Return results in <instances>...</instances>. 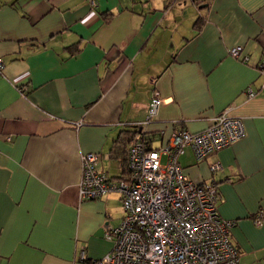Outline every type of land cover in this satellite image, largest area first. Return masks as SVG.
I'll return each instance as SVG.
<instances>
[{
  "label": "crops",
  "instance_id": "obj_1",
  "mask_svg": "<svg viewBox=\"0 0 264 264\" xmlns=\"http://www.w3.org/2000/svg\"><path fill=\"white\" fill-rule=\"evenodd\" d=\"M0 56V264L100 260L121 199H79L81 155L126 177L134 130L158 146L225 108L244 134L200 160L187 146L178 160L215 182L239 264H264V0H0ZM154 89L162 103L145 122Z\"/></svg>",
  "mask_w": 264,
  "mask_h": 264
},
{
  "label": "built area",
  "instance_id": "obj_2",
  "mask_svg": "<svg viewBox=\"0 0 264 264\" xmlns=\"http://www.w3.org/2000/svg\"><path fill=\"white\" fill-rule=\"evenodd\" d=\"M96 0H89L90 5ZM240 45L229 48L238 56ZM246 59V57H244ZM4 62L0 56V71ZM264 85V60L258 64ZM247 96L255 91L248 87ZM162 97L154 89L145 122L157 113ZM163 131L158 134L162 135ZM244 134L239 117L227 108L208 120L199 132H172L165 144L152 145L155 136H138L127 150V176L111 179L96 167L97 153L81 155L80 200L97 198L109 191L120 194L122 217L105 231L110 250L98 264H239V251L230 240L234 220L222 218L216 209L221 195L212 179L196 181L181 167L178 156L188 146L200 160L228 146ZM219 162L209 165L211 172ZM259 211L255 224H260Z\"/></svg>",
  "mask_w": 264,
  "mask_h": 264
},
{
  "label": "trees",
  "instance_id": "obj_3",
  "mask_svg": "<svg viewBox=\"0 0 264 264\" xmlns=\"http://www.w3.org/2000/svg\"><path fill=\"white\" fill-rule=\"evenodd\" d=\"M194 26L197 27V28L200 27V22H199L198 19L195 21ZM70 48H71V46H70ZM125 131H126V130H125ZM127 132H130V131H127ZM134 132H135V133L132 134V136L129 137V140H128V142H127L128 145H129L132 141H134L138 136L146 135L145 133H142L141 131H140V134L136 133L135 130H134ZM123 133L125 134L124 130H123ZM126 138H127V137H125V136L123 135V137H122V139H121L120 141H123V140L126 139ZM125 165H126V163H125ZM125 170H126V172L128 173L127 165L125 166ZM122 178H125V177L123 176ZM97 262H98V261L95 260V261H93V262H91V263H92V264H95V263H97Z\"/></svg>",
  "mask_w": 264,
  "mask_h": 264
}]
</instances>
